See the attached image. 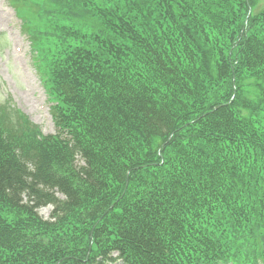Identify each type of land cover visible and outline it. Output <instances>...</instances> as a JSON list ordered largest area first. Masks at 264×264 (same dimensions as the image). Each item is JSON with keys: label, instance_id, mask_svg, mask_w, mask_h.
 <instances>
[{"label": "trees", "instance_id": "obj_1", "mask_svg": "<svg viewBox=\"0 0 264 264\" xmlns=\"http://www.w3.org/2000/svg\"><path fill=\"white\" fill-rule=\"evenodd\" d=\"M8 1L56 131L0 105V264H264V0Z\"/></svg>", "mask_w": 264, "mask_h": 264}, {"label": "rangeland", "instance_id": "obj_2", "mask_svg": "<svg viewBox=\"0 0 264 264\" xmlns=\"http://www.w3.org/2000/svg\"><path fill=\"white\" fill-rule=\"evenodd\" d=\"M16 3L0 0V105L19 109L44 134L56 128L50 116V103L33 64L31 43L21 28ZM49 207L38 213L48 217Z\"/></svg>", "mask_w": 264, "mask_h": 264}]
</instances>
